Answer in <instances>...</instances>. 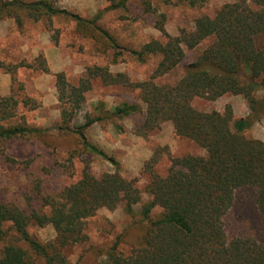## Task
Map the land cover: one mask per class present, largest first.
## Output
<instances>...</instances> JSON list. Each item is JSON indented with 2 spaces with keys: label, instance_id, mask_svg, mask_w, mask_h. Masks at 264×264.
<instances>
[{
  "label": "trees",
  "instance_id": "1",
  "mask_svg": "<svg viewBox=\"0 0 264 264\" xmlns=\"http://www.w3.org/2000/svg\"><path fill=\"white\" fill-rule=\"evenodd\" d=\"M129 1L121 0L114 6L124 7ZM179 1L190 6L204 2ZM146 8L151 9L149 2ZM4 15L14 18L20 28L26 19L52 25L57 17H66L74 21L75 31L91 40L98 52L108 53L113 64L124 55L140 62L159 57L154 74L143 81H134L124 72H113L109 65L88 67L78 83L71 82L64 71L56 73L62 107V123L56 128L79 135L86 151L115 162L89 142L86 130L107 118L121 120L144 112L139 101L125 100L111 109L98 102L96 114H87L86 122L75 127L74 121L94 79L106 86L138 92L146 105L139 134L148 135L163 122L172 121L179 136L205 151L179 156L168 151L171 165L165 175L155 169L163 149L154 153L145 165L150 174L147 191L151 196L140 211L141 221L147 222L145 234L127 254L119 248L124 235L107 248L92 250L93 255L102 257L98 264H264V141L246 136V131L261 119L260 108H264V97H259L264 92V0L227 2L215 16L198 17L192 29L182 28L176 36L166 31L163 15L157 28L165 40L153 39L139 49L122 47L99 25L102 14L85 18L58 8L52 0H0V17ZM55 32L59 40L58 31ZM204 42L207 45L202 52L186 62L187 50ZM182 64L184 72L176 82L155 81ZM22 66L50 72L43 53L29 65H10L14 86ZM228 93L243 95L251 113L234 118L230 108L224 112L203 111L193 105L197 97L215 100ZM29 102L28 98L15 95L0 98V163L32 167L31 161L20 162L13 157L8 146L13 141L38 136L45 129L3 124ZM28 188L24 193L26 206L7 200L0 193V238L11 236L3 246L0 264H77L69 259L67 249L85 242L87 220L101 208L116 209L120 205L128 214H135V205L143 202L136 179L128 180L118 171L96 176L87 166L75 182L54 192L47 191L41 179L30 181ZM245 189L254 192L255 208L261 215L262 241L230 237L226 231L225 217L235 206L238 192ZM32 223L52 225L55 238L41 242L29 231Z\"/></svg>",
  "mask_w": 264,
  "mask_h": 264
},
{
  "label": "rangeland",
  "instance_id": "2",
  "mask_svg": "<svg viewBox=\"0 0 264 264\" xmlns=\"http://www.w3.org/2000/svg\"><path fill=\"white\" fill-rule=\"evenodd\" d=\"M52 1L58 8L67 9L85 18L93 19L102 14L99 25L108 30L122 47L139 49L153 39L165 40V36L157 28V22L163 15L166 31L176 36L182 28L192 29L198 17L215 16L222 5L232 0H204L196 6L179 0H130L126 6L119 8L114 5L121 0ZM146 2L151 4L150 10L146 8ZM56 30L59 40L55 38ZM206 45L204 42L194 50H187L186 62L194 60ZM41 53L46 56L50 72L22 66L16 73L17 84L14 86L10 65H29ZM158 63L159 57L155 56L140 62L124 55L122 60L113 64L109 54L98 52L91 40L75 31L74 21L66 17H57L52 25L46 21L26 19L23 28L11 16L0 17V98L15 95L30 101L19 107L16 117L3 121V124H21L45 129L38 136L32 135L9 144L10 154L20 162L31 161L32 167L24 169L23 164L15 166L0 163L1 195L7 200L26 206L24 193L30 186V181L41 179L43 185L48 187L47 191L54 192L75 182L86 166L96 176L118 171L128 180L136 179L142 192L143 202L135 205V214H128L122 205L116 209L101 208L95 217L85 222L87 239L67 249L68 257L74 263L98 264L102 257L93 255L92 250L107 248L122 235L124 236L119 248L124 253L136 248L134 244L139 243L147 227V222L141 221V207L151 199L147 191L150 174L145 170V165L157 150L163 149L160 161L155 167L160 175H165L171 165L168 151L172 156L205 154V151L192 140L179 136L172 121L163 122L148 135L139 134L146 105L139 99L138 92L121 86H106L99 79H94L93 87L86 94V102L74 121L75 127L86 122L87 114H96L95 107L98 102L105 103L111 109L125 100L139 101L144 112L121 120L107 118L86 130L89 142L115 162L89 153L82 146L79 135L56 128L62 123V107L55 75L64 71L71 82L78 83L88 67L109 65L113 72H124L134 81H143L152 77ZM183 72L184 64L157 77L155 81L160 84L174 83L181 78ZM259 97L263 98L264 92ZM193 105L203 111L224 112L230 108L234 118L246 117L251 113L247 99L243 95L231 93L215 100L197 97L193 100ZM260 109L261 119L246 131V136L264 141V108ZM253 193L248 189L238 192L235 206L225 217L228 236L252 237L262 241L261 215L255 208ZM29 231L43 243L56 236L54 227L50 224L42 227L32 223ZM9 237L11 236L0 238V258Z\"/></svg>",
  "mask_w": 264,
  "mask_h": 264
}]
</instances>
